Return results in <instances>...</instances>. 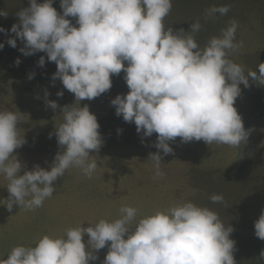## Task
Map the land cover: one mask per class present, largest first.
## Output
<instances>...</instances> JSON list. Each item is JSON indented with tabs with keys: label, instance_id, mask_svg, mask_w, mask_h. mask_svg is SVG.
<instances>
[{
	"label": "clouds",
	"instance_id": "9594fccd",
	"mask_svg": "<svg viewBox=\"0 0 264 264\" xmlns=\"http://www.w3.org/2000/svg\"><path fill=\"white\" fill-rule=\"evenodd\" d=\"M60 7L62 13L53 0H29V6L16 13L18 22L10 29L15 36L6 40L13 48L17 38L23 41L19 51L26 56L45 52L57 65L52 79L58 78L75 97L74 103L60 109L63 119L54 133L60 151L50 169L36 164L28 170L18 159L15 150L26 143L19 126L23 113L0 110V176L7 181L9 197L3 204L9 211L14 205L25 211L42 207L54 194L53 182L70 168L92 178L98 164L91 153L99 151L103 139L96 115L80 102L110 90L111 76L121 71L129 91L111 100L116 115L134 122L146 137L156 133L155 147L163 155L173 152L169 141L177 137L185 143L203 140L229 147L246 142L249 131L234 105L241 84L264 85V61L258 70L246 71L231 58L244 46L236 40V20L201 47L196 38L202 28L199 19L187 31L166 27L173 0H60ZM230 7L211 6L205 17L226 15ZM8 14L0 9V16ZM0 32L6 30L0 27ZM4 46L0 42V49ZM38 64L44 66L43 56ZM33 76L29 74V79ZM57 95L63 96V91ZM46 104L53 110L60 107L56 101ZM162 154H149L154 179L166 175ZM209 199L224 202L223 194ZM82 224L68 227L61 236L45 234L34 244H17L0 264H89L106 245L102 264H236L233 226L225 225L217 211L192 200L144 215L123 204L114 219ZM254 229L264 240V210Z\"/></svg>",
	"mask_w": 264,
	"mask_h": 264
},
{
	"label": "rangeland",
	"instance_id": "374dc122",
	"mask_svg": "<svg viewBox=\"0 0 264 264\" xmlns=\"http://www.w3.org/2000/svg\"><path fill=\"white\" fill-rule=\"evenodd\" d=\"M214 5L231 7L226 15L206 18L205 9ZM28 6L29 0H0V9L9 13L0 16V27L6 30L0 32V42L5 43L0 49V110L23 113L24 121L19 126L26 143L15 150L18 159L28 170L36 164L50 169L60 151L54 134L63 119L60 109L74 103L75 97L58 78L52 79L57 65L48 61L45 52L26 56L19 51L24 47L19 38L15 48L6 43L8 37L15 36L10 29L18 22L16 13ZM53 7L62 13L60 0H53ZM68 18L76 24L75 18ZM197 19L202 25L196 34L201 47L236 20V40L243 41L244 46L231 58L246 71L257 69L264 50V0H173L165 24L174 31H187ZM41 56L44 66L38 64ZM17 58L19 65L15 63ZM124 75L123 71L112 75L110 90L80 102L96 115L103 139L99 151L91 153L98 164L91 179L79 169L70 168L53 182L54 194L42 207L25 211L14 205L9 211L3 204L9 197L7 181L0 176V259H6L13 246L34 244L45 234L61 236L68 227L82 223L87 227L100 218L114 219L123 204L136 207L139 215H144L187 199L217 211L225 225L233 226L236 264H264L260 257L264 240L254 234V222L264 210V85L251 81L249 87L240 85L241 94L234 106L249 131L245 143L229 147L208 145L203 140L185 143L177 137L169 141L173 152L163 155L155 147L156 133L146 137L142 131L137 132L134 122H125L115 113L111 100L129 91ZM58 91H63V96H58ZM46 100L56 101L60 107L53 110ZM157 151H161V168L166 173L162 179L153 178L148 160L149 154ZM214 193L223 194L224 202L213 203L209 197ZM83 239L87 241V234ZM107 252L106 245L89 264H102Z\"/></svg>",
	"mask_w": 264,
	"mask_h": 264
},
{
	"label": "trees",
	"instance_id": "16d2710c",
	"mask_svg": "<svg viewBox=\"0 0 264 264\" xmlns=\"http://www.w3.org/2000/svg\"><path fill=\"white\" fill-rule=\"evenodd\" d=\"M264 61V50L263 52L261 53V62Z\"/></svg>",
	"mask_w": 264,
	"mask_h": 264
}]
</instances>
